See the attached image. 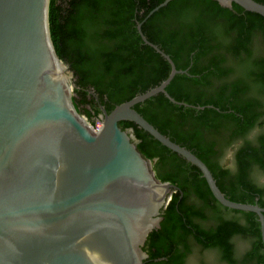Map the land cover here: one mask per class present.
Instances as JSON below:
<instances>
[{
    "label": "water",
    "instance_id": "95a60500",
    "mask_svg": "<svg viewBox=\"0 0 264 264\" xmlns=\"http://www.w3.org/2000/svg\"><path fill=\"white\" fill-rule=\"evenodd\" d=\"M173 1L137 23L143 44L171 67L168 78L103 111V129L94 132L75 109V85L66 80L72 74L53 46L50 0H0V264H145V245L161 228L175 187L156 178L122 122L196 167L220 205L263 223L262 210L228 200L203 161L135 110L158 95L176 103L167 88L186 73L142 31ZM211 1L264 18V5L254 0Z\"/></svg>",
    "mask_w": 264,
    "mask_h": 264
},
{
    "label": "trees",
    "instance_id": "16d2710c",
    "mask_svg": "<svg viewBox=\"0 0 264 264\" xmlns=\"http://www.w3.org/2000/svg\"><path fill=\"white\" fill-rule=\"evenodd\" d=\"M164 1L62 0L59 3L57 0H50L49 25L53 46L59 59L73 73L79 89L75 92L83 101H86L84 90L93 88L101 100L103 96H107L108 102L105 104L110 113L115 107L158 87L168 78L171 70L169 64L143 44L136 28L137 23L143 22ZM254 1L264 5V0ZM142 30L149 42L159 46L171 57L179 71L187 68V58L190 56L186 55L192 54L195 47H200V51L194 60L209 58L202 60L208 65L203 68L207 74L201 79L190 80L181 75L175 77L167 89L172 98L194 106L212 105L221 111H226V105H230L236 114L247 115V109L237 106V101L244 93L236 88L229 95L225 88H221L218 94L206 91L207 95L197 91L179 92L177 87L183 80H190L194 86H198L211 76L223 79L224 73L219 69V64L227 59L234 60L244 68L248 78H260V86L263 87L264 61L261 64H251L250 58L254 50L264 47V18L245 12L235 4L233 10H228L211 0H175L150 17ZM192 74L201 73L192 71ZM73 103L78 111L75 99ZM155 103L159 110L152 109ZM135 110L160 133L203 161L224 194L222 182L209 164L205 149H201L199 145L203 143L204 132L218 129L212 122L232 118L239 123L242 122L240 118L235 115H220L215 119H208L212 111L207 109L194 116L195 111L183 112L170 104L163 95L136 106ZM91 124L94 125L95 122ZM120 126L124 129L133 128L138 140L150 139L152 146L160 147L163 154L171 153L135 124L122 122ZM183 127H188L189 130L184 133ZM142 148L143 144L139 145V149ZM158 154L161 155L156 153ZM170 159L176 166L175 173L161 181L173 182L185 194H195L204 203L211 202L212 194L205 180L200 178V171L176 154H170ZM186 170L196 172L192 182L195 186L186 180L183 174ZM229 200L237 202L238 199L231 196ZM162 217L161 228L149 236L145 245L144 251L149 255L145 264H164L154 262L161 258H167L166 264H183L179 262L181 256L177 247L183 243L184 233H188L186 229L191 226L192 213L186 211L181 203L177 205L174 196ZM225 236L226 230L221 229L211 240L221 243Z\"/></svg>",
    "mask_w": 264,
    "mask_h": 264
},
{
    "label": "flooded vegetation",
    "instance_id": "af4514ba",
    "mask_svg": "<svg viewBox=\"0 0 264 264\" xmlns=\"http://www.w3.org/2000/svg\"><path fill=\"white\" fill-rule=\"evenodd\" d=\"M199 51L200 47H195L192 54L186 55L187 57L190 56L187 58V68L182 70L186 74L181 76L194 80L201 79L207 74L203 68H206L208 64L202 60L209 58L194 60ZM263 61L264 47H261L260 50H254L250 63L261 64ZM220 62L219 69L224 73L223 79L219 80V78L211 76L208 78V82L205 81L198 86H194L190 80H183L177 90L187 93L197 91L209 95L212 92L218 94L221 88H225L226 94L229 95L233 88H236L244 93H241L237 106L247 109V115L236 114L230 105H226V111H221L212 105L194 106L174 98L176 103H173L165 96L164 98L183 112L195 111L194 116H198L200 112L207 109L212 111L209 113L208 119H215L216 116L220 115H235L242 120L238 123L232 118H224L212 122L216 124L218 129L206 132L202 130L204 132L203 143L199 146L201 149H205L209 164L222 182L225 197L229 200L231 196H234L238 199L234 203L257 207L262 210L264 219V84L261 87L260 78L256 76L255 78L252 76L248 78L244 68L238 66L234 60L227 59ZM192 71L201 74L193 75ZM69 72L73 77V73L70 70ZM73 84L75 90L78 89L75 78ZM254 84L257 86L255 87ZM84 92L86 93V101H83V98L75 92L74 99L79 114L90 123L103 121V111L107 112L105 104L108 102L107 96H103L102 102L93 88H88ZM156 105L155 103L152 108L155 111L159 110ZM199 108L202 109L199 110ZM87 120L85 121L89 123ZM120 128L132 137L140 154L151 162L155 176L160 182H162L161 179L168 178L175 173L176 166L170 159V154L174 153L163 154L160 147L152 146L150 139L138 140L133 128L124 129L121 126ZM188 130V127L182 128L184 133ZM141 144H143L142 150L139 149ZM156 153L161 155H156ZM152 156L154 157L149 159ZM186 163L189 164L187 161ZM183 174L189 184L192 185L196 172L186 170ZM200 178L204 179L203 176ZM162 183H169L175 187L172 190L170 203L176 196L177 205L181 203L186 211L192 213L191 226L186 229L188 233L180 232V234L184 233L185 237L183 243L177 247L178 254L181 256H179V262L181 261L183 264H264V220L262 223L259 215L225 208L215 200L213 195L211 202L204 203L195 194H185L173 182ZM191 190H193L192 187ZM221 229L226 230L225 239L221 243L212 242L215 240H211V237L216 236ZM154 262L166 264L167 258H161Z\"/></svg>",
    "mask_w": 264,
    "mask_h": 264
},
{
    "label": "rangeland",
    "instance_id": "374dc122",
    "mask_svg": "<svg viewBox=\"0 0 264 264\" xmlns=\"http://www.w3.org/2000/svg\"><path fill=\"white\" fill-rule=\"evenodd\" d=\"M59 3H62V0H57ZM71 82H73L74 81V76L71 78V80H70ZM72 94H73V99H74V97H75V88H73V90H72ZM74 104V103H73ZM76 109V108H75ZM78 112V111H77ZM79 113V112H78ZM84 117V116H83ZM88 121V120H87ZM86 122V121H85ZM89 122V121H88ZM87 123V122H86ZM89 126L91 125V126H93V124H91L90 122L89 123H87ZM94 126L96 127V126H102V123H101V121H97L95 124H94Z\"/></svg>",
    "mask_w": 264,
    "mask_h": 264
},
{
    "label": "bare ground",
    "instance_id": "6f19581e",
    "mask_svg": "<svg viewBox=\"0 0 264 264\" xmlns=\"http://www.w3.org/2000/svg\"><path fill=\"white\" fill-rule=\"evenodd\" d=\"M60 70H61V72L63 73V75H67V69H66V67L65 66H63V65H61L60 66ZM66 77V76H65ZM66 80H67V82H70V78H69V76L67 75V78H66ZM70 85V84H69ZM71 88V87H70ZM84 123L87 125V126H89L86 122H85V120H84ZM101 123H102V121H101ZM90 127V126H89ZM103 129V124H102V126H100V128H99V131L100 130H102Z\"/></svg>",
    "mask_w": 264,
    "mask_h": 264
},
{
    "label": "built area",
    "instance_id": "2783aa9c",
    "mask_svg": "<svg viewBox=\"0 0 264 264\" xmlns=\"http://www.w3.org/2000/svg\"><path fill=\"white\" fill-rule=\"evenodd\" d=\"M90 128H91L94 132H98L100 126H96V127H95L94 125H93V126L90 125Z\"/></svg>",
    "mask_w": 264,
    "mask_h": 264
}]
</instances>
